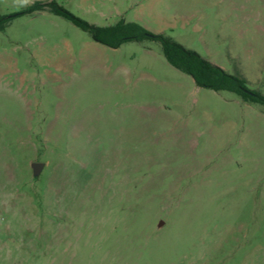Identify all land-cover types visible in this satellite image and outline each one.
Wrapping results in <instances>:
<instances>
[{"label": "rangeland", "instance_id": "rangeland-1", "mask_svg": "<svg viewBox=\"0 0 264 264\" xmlns=\"http://www.w3.org/2000/svg\"><path fill=\"white\" fill-rule=\"evenodd\" d=\"M39 1L137 22L264 94V0H0L26 11L0 29V264H264V105Z\"/></svg>", "mask_w": 264, "mask_h": 264}, {"label": "trees", "instance_id": "trees-1", "mask_svg": "<svg viewBox=\"0 0 264 264\" xmlns=\"http://www.w3.org/2000/svg\"><path fill=\"white\" fill-rule=\"evenodd\" d=\"M48 7L53 13L72 21L76 26L89 32L92 37L105 45L118 47L128 40L149 38L162 43L163 53L168 62L175 68L189 74L200 87L215 91L229 90L240 95L245 101L264 105V94L250 89L247 79L240 73H229L223 67L203 57L199 52L189 49L170 36L153 33L137 22H124L123 19L114 25H95L69 12L56 2H36L28 10L45 9ZM26 11L9 16H0V29H4L15 17Z\"/></svg>", "mask_w": 264, "mask_h": 264}, {"label": "water", "instance_id": "water-1", "mask_svg": "<svg viewBox=\"0 0 264 264\" xmlns=\"http://www.w3.org/2000/svg\"><path fill=\"white\" fill-rule=\"evenodd\" d=\"M43 166H44V165H43L42 163H34V164H33V169H34V173H35V175H39V174H40V172H41Z\"/></svg>", "mask_w": 264, "mask_h": 264}]
</instances>
